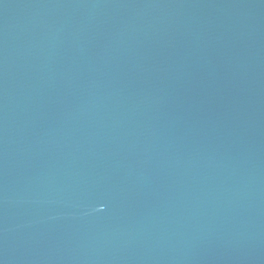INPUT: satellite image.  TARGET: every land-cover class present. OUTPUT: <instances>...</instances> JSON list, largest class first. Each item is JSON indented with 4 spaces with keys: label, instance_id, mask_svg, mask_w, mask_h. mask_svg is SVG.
<instances>
[{
    "label": "water",
    "instance_id": "95a60500",
    "mask_svg": "<svg viewBox=\"0 0 264 264\" xmlns=\"http://www.w3.org/2000/svg\"><path fill=\"white\" fill-rule=\"evenodd\" d=\"M0 264H264V0H0Z\"/></svg>",
    "mask_w": 264,
    "mask_h": 264
}]
</instances>
